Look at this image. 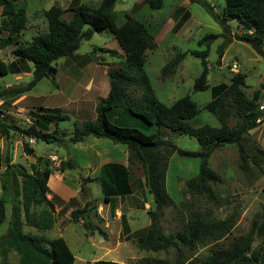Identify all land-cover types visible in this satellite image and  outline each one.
Instances as JSON below:
<instances>
[{"label": "trees", "instance_id": "16d2710c", "mask_svg": "<svg viewBox=\"0 0 264 264\" xmlns=\"http://www.w3.org/2000/svg\"><path fill=\"white\" fill-rule=\"evenodd\" d=\"M117 1L101 0L97 6H70L68 9L52 6L43 12L47 22L46 31L35 35L30 41L20 43L17 37H20L26 28L25 12L16 8L17 0H0V35L6 32V38H0V49L10 44L16 45L12 52L16 61L6 64L0 60V77L27 71L26 61L33 65L32 79L25 85L2 87L0 84V101H3V104H10L20 95L29 92L42 79L53 80L56 72L55 62L71 56L79 49L82 41L90 39L94 33L108 32L122 51L124 61L123 67L109 65L107 70L109 92L106 98L97 103L95 119L74 123L67 140L60 136L58 125L67 121L68 117L57 108H37L29 112L31 123L26 127L10 124L0 112V137L7 138L12 132L21 138L46 144L56 143L63 147L93 137L123 145L126 148L128 162H135L140 166L146 191L153 203L152 208L146 212L150 224L136 237L139 249L151 252L166 251L170 247H176L178 242L192 247L198 242H203L207 236H211L213 226L195 219L176 236L163 232L160 225L162 212L173 204L165 188L168 158L177 152L182 156L199 159L198 174L184 183V189L190 196H202L211 202L216 198L211 186L219 182V177L210 169L208 160L216 149L235 145L239 156V168L242 171H247L249 161L261 169L260 159L248 156L243 136L257 126V120L261 115L258 106L259 93L264 94V81L259 84L258 91L254 92L251 99L247 98L241 89L245 85V77L241 73L233 75L229 84L213 87L212 100L204 109L215 116L219 127L208 125L193 127L190 122L197 117L199 110L189 97H182L168 106L156 98L143 69L146 52L155 49L154 36L148 32L144 24L131 16L125 17V21L117 25L113 13ZM163 1L145 0V5L150 9H160ZM189 1L201 4L208 12H213L203 0ZM224 3L225 17L236 20L243 30L240 40L260 48L264 43V0H224ZM65 12L71 13V19L68 21L62 17ZM216 38L215 35L205 36L198 44L205 45L206 49L190 52L193 57L200 60L202 66L200 75L193 82L194 91L206 88L208 76L206 59L209 46ZM222 55L223 49L220 48L216 61L218 66ZM184 57V53L177 54L174 61L162 68V73L172 70ZM135 92L139 95H135ZM229 109L232 110V115L241 119L234 127L227 125L231 116ZM52 125L54 128L48 131ZM145 125L149 126L150 131H143ZM162 129L195 138L200 150L190 153L177 149L171 141L161 137ZM10 161V157H3L0 151V167L4 163L6 177L0 187L3 194L10 193L12 196L6 233L0 235V264H7V255L10 252L18 255L19 264H73V254L62 237L47 239L42 235H30L23 230L24 226H28L38 231H48L53 226L55 219L46 212L30 215L33 206L51 205L47 199V181L51 174L49 167L44 163L33 174H29L25 168L10 164ZM76 168L77 164L67 159L59 164L58 170L62 173ZM18 177L22 178L20 183ZM97 182L101 187L104 202L111 206L113 198L131 194L128 172L122 165H105L103 174L98 176ZM80 192L86 201L81 208L70 212V220L81 222L86 231L96 232L106 239L107 235L93 224V221L97 223L102 221L96 212V200L89 197L82 185ZM4 221L5 200L0 197V226ZM256 225V221H253L246 235L233 239L227 248L212 250L202 263L264 264V251L252 250L254 236L256 231L258 232ZM220 237L221 235L212 238L218 240ZM95 264L115 263L99 261Z\"/></svg>", "mask_w": 264, "mask_h": 264}, {"label": "rangeland", "instance_id": "374dc122", "mask_svg": "<svg viewBox=\"0 0 264 264\" xmlns=\"http://www.w3.org/2000/svg\"><path fill=\"white\" fill-rule=\"evenodd\" d=\"M100 1L17 0L15 6L24 10L27 20L26 28L17 39L21 43L30 41L37 34L44 33L47 22L43 12L52 6L62 9L80 5L97 6ZM203 1L211 7L212 13L208 12L201 4L189 0H164L160 9H150L145 5V0H118L114 5L113 13L117 25L122 24L125 17L131 16L144 24L148 32L154 36L155 49L146 52L143 69L158 101L168 106L182 97H189L199 110L197 117L191 120V125L193 127L203 125L219 127L215 116L204 109V106L212 100V88L219 84H229L233 75L241 73L245 77V85L241 89L246 97L251 99L254 92L258 91L259 84L264 81V43L260 48H256L240 40L243 30L236 20L225 17L224 0ZM62 17L68 21L71 19V13L65 12ZM208 35H215L217 38L211 42L206 59L208 67L206 88L202 91H194L193 82L200 75L202 66L200 60L193 57L190 52L205 50V45L199 46L198 43ZM0 38L5 39L6 32H2ZM15 47L16 45L10 44L0 49V60L8 64L10 60L14 59L12 52ZM105 48L112 50L118 48L119 50L117 42L106 31L94 33L90 39L83 40L77 54L91 53L92 49H95L97 54L103 56L107 61H112L113 67H123V56L115 53H100V49ZM220 48L223 49V55L220 66H218L216 61ZM181 53L185 54L183 60L179 61L172 70L169 69L162 73V68L174 61L176 55ZM64 60L63 58L55 62L58 79L64 76ZM93 60L96 61L95 55ZM26 62L29 65V76H24L17 81L13 75L7 74L0 77L1 86L28 83L32 79L33 65L29 61ZM234 63L237 65L236 72L230 70ZM56 79V77L53 80L42 79L30 94L40 97L41 100L53 101L52 105L64 106L69 95L64 91H57ZM77 94H82V91ZM134 94L139 95L138 92ZM258 106L261 115L257 120V126L244 134L243 144L249 157L260 159L261 169L256 168L249 161L247 171H242L239 168V156L235 145H226L216 149L208 160L210 169L219 177V182L211 186L216 195L213 202L202 196H190L184 189V183L198 174V158L182 156L177 152L168 158L165 188L173 204L162 212L160 225L163 232L166 235L176 236L186 228L190 221L200 219L213 226L211 236H207L203 242H198L192 247L178 242L176 247H170L166 251L149 252L146 255L141 250L130 246L122 247L123 251L119 255L110 253L108 256H103L102 249L92 247V241L85 237V229L73 224L62 232L61 237H64L76 258L74 264H92V260L111 261L116 256H119L117 258L119 260H126L128 257L126 255L129 252H135L136 258H138L137 255L139 257L147 256L148 260L153 258L155 264H203L202 262L212 250L227 248L233 239L246 235L253 221L257 223L256 230L258 232L255 233L252 250L264 251V94L261 92L259 93ZM8 108L12 111L10 105L5 103L0 105L1 113L7 122L13 125L20 123L19 126L22 127L30 124L31 121L28 122L24 118V114H20L21 117L14 114L5 115ZM229 110L231 116L228 118L227 125L234 127L241 119L232 115V110ZM28 119L31 120L29 116ZM134 119L140 121L136 117ZM128 125L135 126L137 124ZM59 128L61 129L60 136L67 140L72 130L71 122H61ZM52 129L53 126L47 130L51 131ZM143 129V131H150L149 126L146 125ZM13 134L19 137L18 134ZM161 137L171 141L181 151L195 153L200 150L193 137L174 133L167 129H162ZM105 140L113 144L109 140ZM34 142L28 141L23 144V148H18L15 158L29 174H33L44 163L49 167L51 174L47 181V199L50 200L51 205L33 206L30 209V215H40L42 212H46L55 220H59L61 225L72 222L70 212L81 208L86 201L85 196L80 192L81 185L85 187L89 197L96 200V212L97 209L100 212L104 200L97 178L103 174L104 165L98 172L97 166L100 165L101 158L92 157L91 152L94 151L95 154L97 152L98 154L112 153L113 158L122 160V154L126 152V148L120 144H113L116 146L114 148L100 144L91 147L88 143L82 142L63 147L56 143ZM1 144L2 141H0ZM3 145H5V141ZM67 159L73 160L77 164V168L60 173L59 164ZM126 164L125 168L128 172L132 195L121 199L116 198V200H121L123 203L125 199L129 202L132 198L135 200L131 201L134 204L149 203L151 196L146 193L140 166L135 162H128V156ZM88 165L91 167H87ZM87 168H91V171ZM4 169L3 163L0 167V186L6 179ZM53 174H59V180H56V176ZM21 180L22 178L18 177L19 183ZM0 197L5 200V221L0 226V235H4L10 218L12 196L10 193L3 194L0 187ZM137 208H139L138 205ZM144 208L147 207L144 206ZM149 208L151 209L152 206ZM132 213L138 216V220L130 222L133 228H138L144 220L148 219L144 211L135 210ZM60 229L63 231L62 227ZM23 230L30 235H42L47 239L59 235L56 226L48 231H38L28 226H24ZM218 235H221L218 240L212 238ZM101 239L102 237L99 235L94 237L96 242L102 241ZM129 256L131 257V255ZM7 257V264H19V257L15 252L8 253Z\"/></svg>", "mask_w": 264, "mask_h": 264}, {"label": "crops", "instance_id": "0c3cea01", "mask_svg": "<svg viewBox=\"0 0 264 264\" xmlns=\"http://www.w3.org/2000/svg\"><path fill=\"white\" fill-rule=\"evenodd\" d=\"M100 50H101L100 53L102 54L107 53V51H114L115 54L121 57L123 56V53L120 50V48L119 50L118 48L116 50L107 49V48ZM93 54L95 55L96 61L93 60L94 57ZM64 59H65L63 63L64 76L58 79L59 76L58 69H56L53 78V79H55V77L57 78L55 81L56 84L55 87L57 88V91H64L66 94L69 95L68 100L64 106L52 105L53 101L47 99L41 100L40 97L33 96L32 94H30L32 90L31 89L29 92L20 95L19 97L11 101V103L8 105H10L12 111H10V108H8L9 111L7 110L6 111L7 114L5 115L14 114L21 117L20 114H24V118L29 122L30 121L28 119L29 112L34 111L37 108H44V109L57 108L61 110L62 114H65L68 117L67 121L71 122L72 127L74 123L93 121L96 117L95 107L97 103L99 102V100L106 98L109 92L107 70L109 68V65L113 66L112 61H107L105 58H103V56L97 54L95 49H92L91 53H85V54H77L76 51L71 56L65 57ZM13 61L16 60L12 59L8 63ZM28 71H29V65L27 64V71H21L19 73L9 74V75H13L15 79L19 81L22 79V77L30 75V71L29 72ZM18 85L21 84L15 83L14 85H7L5 87L18 86ZM34 88L35 87H33V89ZM81 91L82 94H77ZM0 103L2 104L3 101H0ZM16 125L19 126L20 123L19 124L16 123ZM0 141H2V144L0 145V151L2 155L9 156L11 158L10 164L21 165L16 161L15 158L17 149L23 148L24 143L35 140L16 137L12 132H10L7 138H5V140L2 137L0 138ZM4 141H5V145H3ZM83 142L88 143L89 146L91 147L99 146V144L101 146L103 145L110 146L111 148L116 147L115 145L107 142L105 139H96L93 137L86 138ZM91 153H92L91 155L92 157L94 156L98 159L101 158V162L99 161L100 165L97 166L98 172L100 171L101 167H103V165L105 166L107 164H119L124 167L127 165L126 164L127 152H123L122 160L113 158L112 153L98 154L97 152L95 154L94 151ZM87 167H91V166L88 165ZM87 169L91 171V168H87ZM53 175L56 176V180H59V176H60L59 174L58 175L53 174ZM131 195H132V190H131V194L123 197L126 198V197H130ZM123 197L113 198L112 206L109 203H105L103 201V204L101 205V211H103L102 213L101 211L99 212L97 209V215L99 216V218L102 219V221L99 223L93 221V224L96 225L107 235L106 239L102 238L101 239L102 241L96 242L94 240V237L98 234L96 232L90 233L85 230V237L92 241L91 243L92 247H97V248L100 247L102 249L103 256H108V254L110 253L119 255V253L123 251L122 247L128 248L131 246L134 247L135 249H139L136 242V237L141 235L150 224L149 217L148 219L144 220L143 224L140 225L138 228L131 227L130 222H135L136 220H138V216L132 213V211L141 210L146 213L148 209H150L149 207L153 206L152 199L149 201V203H146L144 205L143 203H136V204L132 203L131 201H135L132 200V198H130L129 202L127 199H125V202L122 203V201L118 199L119 198L121 199ZM116 198H118L117 199L118 201L116 200ZM137 205L139 208H137ZM144 206H146L147 208H144ZM73 224L82 227L81 222H69L68 224L61 225L59 220H54L52 228L56 226L59 232V235L57 237H61L62 232H64ZM60 227H62L63 231H61ZM62 238L64 239V237ZM141 252L146 253L147 255V253L151 251L141 250ZM128 254L131 255V257ZM128 254L126 255L128 256L126 257V260H119L117 259L119 256H116L111 261H103V262H110L115 264H155V260L153 258L151 260H148V258H146L147 256L139 257L138 255H137L138 258H136L135 252H131V253L129 252ZM75 261L76 258L74 257V263ZM96 262H99V260L96 261L92 260V264H95Z\"/></svg>", "mask_w": 264, "mask_h": 264}, {"label": "built area", "instance_id": "2783aa9c", "mask_svg": "<svg viewBox=\"0 0 264 264\" xmlns=\"http://www.w3.org/2000/svg\"><path fill=\"white\" fill-rule=\"evenodd\" d=\"M232 72H236V70H237V65L234 63V64H232V66H231V69H230Z\"/></svg>", "mask_w": 264, "mask_h": 264}]
</instances>
